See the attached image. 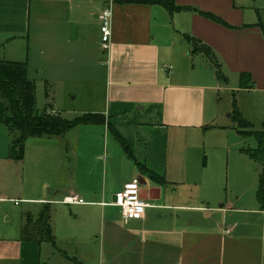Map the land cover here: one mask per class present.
Segmentation results:
<instances>
[{"label": "crops", "instance_id": "1", "mask_svg": "<svg viewBox=\"0 0 264 264\" xmlns=\"http://www.w3.org/2000/svg\"><path fill=\"white\" fill-rule=\"evenodd\" d=\"M172 1L185 9L0 0V60L26 63L35 101L38 85L53 101L38 111L104 116L28 138L18 160L0 99V264H264L262 166L244 151L258 143L238 126L257 130L240 94L264 96V0ZM109 5L104 48L98 14ZM189 36L213 52L220 76ZM221 90L231 96L222 113ZM134 178L151 206L123 220L114 195ZM42 205L53 240H22Z\"/></svg>", "mask_w": 264, "mask_h": 264}, {"label": "trees", "instance_id": "2", "mask_svg": "<svg viewBox=\"0 0 264 264\" xmlns=\"http://www.w3.org/2000/svg\"><path fill=\"white\" fill-rule=\"evenodd\" d=\"M119 3L153 4L158 3L165 7L168 12L180 10L183 7L175 6L172 0H114ZM185 9V8H183ZM203 16L220 24H225L219 17L199 11ZM226 25V24H225ZM196 46L210 57V65L215 69L216 75L220 76V70L214 62L213 52L198 39L188 37ZM249 75L241 73L242 87H247ZM0 99L4 102V124L11 136L9 155L14 159L21 160L23 147L28 138L52 137L65 134L70 129L80 124H98L104 122V116L100 114H85L73 120H67L59 114H49L46 110L38 111L35 101V85L27 77V65L23 62L0 60ZM245 121L238 120L239 131L243 136L253 135L258 143L256 149L244 151L252 159L262 166L259 176L258 196L261 202L264 200V131L249 130ZM21 239L25 241H52L50 227L49 205H42L35 217H27L21 228Z\"/></svg>", "mask_w": 264, "mask_h": 264}, {"label": "built area", "instance_id": "3", "mask_svg": "<svg viewBox=\"0 0 264 264\" xmlns=\"http://www.w3.org/2000/svg\"><path fill=\"white\" fill-rule=\"evenodd\" d=\"M98 18L100 20L101 42L104 48L108 47L111 37L112 12L111 6L102 9ZM79 201L72 197L71 201ZM113 205L117 206L123 220L140 219L144 216L145 209L151 205L140 195V183L137 178L125 183L120 191L115 193Z\"/></svg>", "mask_w": 264, "mask_h": 264}, {"label": "rangeland", "instance_id": "4", "mask_svg": "<svg viewBox=\"0 0 264 264\" xmlns=\"http://www.w3.org/2000/svg\"><path fill=\"white\" fill-rule=\"evenodd\" d=\"M253 1V0H252ZM259 2V0H256ZM261 1V0H260ZM264 2V1H263ZM259 11L261 13V16H264V7L260 6L259 8ZM250 13V12H249ZM264 23V20L262 21ZM205 61V59H204ZM210 63V62H209ZM197 67L199 65H196ZM217 94L216 98H217V104H218V111L220 113L222 112H225V110L227 109V106L231 104V96H230V92L227 90V91H216L215 92ZM257 97V99L259 100H255ZM62 97L60 96H57L55 97V100L57 102H59V100L61 99ZM77 100L79 101L80 98L78 97ZM240 100H241V104L244 108V114L245 116H247L251 122L254 124L255 128L257 130H264V119H262V116H264V108L262 109H255L254 108V101H257L259 103H263V100H264V96H257V95H252V94H240ZM52 103L53 101L51 100V98L47 99V97L45 96V92L43 90V88L41 86H37V89H36V108L41 110L42 108H44L45 104L46 103ZM76 102H74L75 104ZM60 113H62L63 115H65L64 111H60ZM68 116V118H73L75 116H78V114H74L72 115L69 114V115H66ZM222 120V119H221ZM216 132L218 130H215ZM223 135V133L221 134ZM233 135V134H231ZM235 135V134H234ZM245 139H248L250 141H253V144L255 146L256 142H255V139L254 137H247ZM247 146V145H246Z\"/></svg>", "mask_w": 264, "mask_h": 264}]
</instances>
